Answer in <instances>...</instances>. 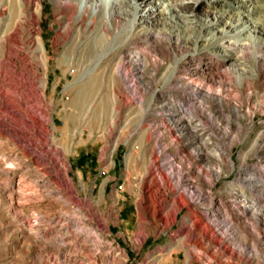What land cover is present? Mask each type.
I'll list each match as a JSON object with an SVG mask.
<instances>
[{
    "label": "rangeland",
    "instance_id": "rangeland-1",
    "mask_svg": "<svg viewBox=\"0 0 264 264\" xmlns=\"http://www.w3.org/2000/svg\"><path fill=\"white\" fill-rule=\"evenodd\" d=\"M41 1L47 66L24 38L14 73L5 60L0 74V264H264V0H154L152 11L149 0H112L116 21L93 73L83 54L94 26ZM14 2L0 0L1 26ZM90 74L99 79L80 101ZM191 78L221 104L190 95L181 83ZM177 102L205 124L189 108L168 120ZM164 160L180 162L178 185L151 182Z\"/></svg>",
    "mask_w": 264,
    "mask_h": 264
},
{
    "label": "bare ground",
    "instance_id": "bare-ground-1",
    "mask_svg": "<svg viewBox=\"0 0 264 264\" xmlns=\"http://www.w3.org/2000/svg\"><path fill=\"white\" fill-rule=\"evenodd\" d=\"M199 0H197L195 3H198ZM53 2L55 4H61V2L63 3V5L68 9H73L74 11L76 10V17L79 23L83 24L86 23L88 21V23L91 26H94V28L96 29V35L93 38V41L91 42V46L90 49L83 54V58L85 59H89L91 58L92 62H94V67L92 69V73L94 71H96L97 68H99L101 61L103 59L104 56V51L102 49V45H103V41H104V33H109L110 27H113L114 22L116 21V16H115V12L113 10V2L112 0H53ZM15 6L13 7V9H11L10 12V16L13 17L14 21L10 26H7L6 24L4 26H1L0 24V74H3V72H5L6 70V62L5 60L9 61V71L12 70V68L17 65L16 61L14 60V57L12 54H17L16 53V48H15V44L20 43L24 38L25 41L29 44H32L34 46V50H36L39 56L41 57L42 60L46 61V66H47V62H48V54H47V48L45 45V40L43 37V34L40 30V25H41V16L42 14V7H43V3L41 0H15ZM155 2L154 0H149L148 3V7H150V11H152L155 7ZM3 8V7H2ZM0 9V22H2L4 20V15L6 9ZM44 9V8H43ZM62 11V10H61ZM64 12V11H63ZM71 14V13H70ZM65 16V14H63ZM61 19V18H60ZM59 19V20H60ZM69 19V18H68ZM71 20V18H70ZM137 20V16L134 18V20L132 21V25H131V29L133 28L134 24L136 23ZM58 21V20H57ZM62 21V19L60 20V22ZM68 21V20H67ZM59 23V22H58ZM63 23V22H62ZM243 23V22H242ZM29 24L35 25L34 28H30L27 27ZM64 24V23H63ZM70 24H67V26L65 25L64 31H61L60 29H57V35L55 37V41L54 44H56L58 41H62L67 37L68 34V26ZM71 26V25H70ZM71 28V27H70ZM91 28V27H90ZM232 28V27H231ZM94 29V30H95ZM229 29V28H228ZM244 30V29H243ZM225 31V30H224ZM242 33V32H241ZM240 34V33H239ZM69 35V34H68ZM226 35V33H225ZM234 35V34H233ZM233 39V38H232ZM225 42V41H224ZM23 44V43H22ZM25 45V42L24 44ZM17 46V45H16ZM23 48V46H22ZM32 48V46H31ZM31 51V50H30ZM32 52H34L32 50ZM219 52V51H218ZM28 53H30L28 51ZM34 54V53H33ZM37 54V55H38ZM27 55V54H26ZM24 55V57L26 56ZM223 55V54H222ZM28 56V55H27ZM143 56V52L141 51H136L134 53L129 54L130 59H132V61H136L140 59ZM145 58V57H144ZM23 59V58H22ZM37 59V58H36ZM35 59V60H36ZM143 59V58H142ZM27 60V59H26ZM141 60V59H140ZM130 61V60H129ZM130 61V62H132ZM19 62V61H18ZM28 63V61L26 62ZM50 64V63H49ZM139 64V61H138ZM232 64V63H231ZM19 65V64H18ZM33 65V64H32ZM137 66V65H136ZM26 67V66H24ZM32 68V67H31ZM15 69V68H14ZM25 69V68H24ZM28 70V68L26 69ZM25 71V70H24ZM33 71V69H31V72ZM119 73H123V66H119L118 68ZM8 72V71H7ZM12 72L14 73V70H12ZM22 72V71H21ZM10 73V72H9ZM19 73V72H18ZM91 73V74H92ZM29 74V73H28ZM27 74V75H28ZM36 74V73H35ZM90 74V76L81 79V81L77 84L76 87V91H77V96L76 98L80 101H83L86 97H87V91L94 89L96 87L97 81L99 79V77H92V75ZM11 75V74H10ZM9 75V76H10ZM5 76V75H4ZM23 76V75H22ZM130 77V76H129ZM3 79V77L1 78V80ZM181 80V79H178ZM177 80V81H178ZM4 81V80H3ZM24 82V81H23ZM122 83L124 85H127L128 89H133L134 86L131 85V80L128 78L127 74H122ZM22 84V83H21ZM185 89L190 87L191 93L190 95L193 94H197L198 92H203L206 93L208 95H211L214 97V99L217 100L218 103L221 102L222 97L220 95H218L215 91H213L210 87H206L204 88L203 84L195 81L194 79H188L185 82L181 83ZM180 84V86H181ZM23 85V84H22ZM19 86V85H18ZM14 87V86H13ZM35 87V86H34ZM37 87V86H36ZM17 88V87H16ZM18 89V88H17ZM33 89V88H32ZM42 90V89H41ZM40 90V91H41ZM45 90V89H44ZM43 90V92H44ZM119 85L117 83V81H112V103L110 104V110L112 112H116L118 109V104H117V99H118V92H119ZM38 94V93H37ZM202 95V94H201ZM196 96V95H195ZM210 96V97H211ZM33 97V96H32ZM198 97V96H197ZM196 97V98H197ZM203 97V96H202ZM36 98V97H35ZM34 98V100H35ZM42 98V97H41ZM189 96H187V100H188ZM202 99V98H201ZM198 101V100H197ZM224 102V101H223ZM192 103V102H191ZM189 103V104H191ZM199 103V101H198ZM197 103V105H198ZM82 104V103H81ZM217 104V103H216ZM221 104V103H220ZM196 105V106H197ZM174 111L175 112H170L167 114V119L168 120H175V116L176 114L183 112L185 110H187L186 108H189L191 111V109L193 110V108H191L189 105L185 106L183 102H177L174 103ZM195 106V105H193ZM192 106V107H193ZM219 106V105H218ZM11 107V106H10ZM233 110L239 111V106L236 104L232 105ZM17 108V107H16ZM196 108V107H194ZM220 108V107H219ZM206 109V113L207 116L212 117V111L209 108H205ZM195 110V109H194ZM241 110V109H240ZM192 112V111H191ZM184 113V112H183ZM194 118L198 121L197 124L199 125H203L205 124L204 119L198 115L197 113H195L194 111L192 112ZM187 114V113H186ZM239 114V113H238ZM28 115V114H27ZM94 115L96 116L97 114L94 113ZM185 115V114H184ZM182 115H179V117H181ZM5 117V116H4ZM18 117V116H17ZM20 118V117H19ZM177 118V117H176ZM213 118V117H212ZM211 118V119H212ZM177 120V119H176ZM178 121V120H177ZM196 124V125H197ZM164 125V124H163ZM167 125V124H166ZM202 127V126H201ZM191 128V127H190ZM229 128V127H228ZM227 128V129H228ZM193 129V128H192ZM198 129V128H197ZM6 130V129H4ZM4 130H0L4 133ZM196 130V129H195ZM8 131V130H7ZM167 131V129H166ZM200 131V130H199ZM159 132V131H158ZM192 132V131H191ZM12 133V132H11ZM10 133V134H11ZM163 133V132H162ZM170 133V132H169ZM182 133V132H181ZM197 133V131H196ZM183 134V133H182ZM195 134V133H194ZM212 134V133H211ZM215 134V133H213ZM12 135V134H11ZM14 135V134H13ZM20 136V135H19ZM160 136L161 133L156 135V147H153V150L151 152V156H150V164L144 174V182L142 180L143 183H146L149 180L147 179V176L149 174H151V167L155 165V160H154V156L156 153H160L162 148L160 146L159 140H160ZM217 136V135H216ZM8 138V136H7ZM14 143V142H13ZM162 144V143H161ZM15 145V144H14ZM117 145V141H115L114 147ZM26 146V145H25ZM19 147V146H18ZM24 149V148H23ZM163 150V149H162ZM24 152V151H23ZM162 153V152H161ZM225 159L227 160V162H229L230 165H232V158H231V154L229 152H225ZM163 159V158H162ZM188 159V158H187ZM157 160V159H156ZM171 160V159H170ZM165 161L163 164H168L167 166H165L166 168L164 170H160L158 167H156V169L158 170V175L156 174H152V181H159L160 180H165L167 181L168 186L171 187L170 185V180L172 179H176L175 178V168L176 167H180L179 163L177 162V164L173 161ZM225 160V161H226ZM177 161V160H176ZM157 163V162H156ZM158 165V164H157ZM156 165V166H157ZM160 166V165H159ZM181 170V167L179 169V171ZM182 171V170H181ZM177 172V171H176ZM180 173V172H179ZM39 174V173H38ZM178 174V172H177ZM41 176H44L41 174ZM177 176V175H176ZM179 177V176H178ZM199 177V176H198ZM179 179V178H178ZM178 179H176L174 182L177 184L178 183ZM181 180V179H180ZM181 182V181H180ZM179 182V183H180ZM173 183V182H172ZM7 184H10L9 182H7ZM149 185V182L147 183ZM158 184V183H157ZM144 185V184H143ZM142 185V186H143ZM147 185V186H148ZM178 185V184H177ZM141 186V188H142ZM151 186V183H150ZM173 186V185H172ZM176 186V185H175ZM8 187V186H7ZM153 187V186H152ZM12 190V189H11ZM149 190V189H147ZM152 191V190H151ZM57 194L61 193L63 194V191L61 189H56ZM76 192V191H75ZM10 193V192H9ZM188 194H190L189 192H187ZM142 194V191L141 193ZM192 194V193H191ZM69 196V195H68ZM187 196V195H186ZM185 196V197H186ZM65 197V196H64ZM143 198V196H141ZM192 198V196H190ZM146 198V197H145ZM190 199V198H189ZM77 201V200H76ZM70 202V201H69ZM141 204V203H140ZM252 206H250L251 208ZM256 209V207H255ZM212 221V220H211ZM249 225L250 222H248ZM254 224V223H253ZM106 227V226H105ZM23 230V229H22Z\"/></svg>",
    "mask_w": 264,
    "mask_h": 264
}]
</instances>
